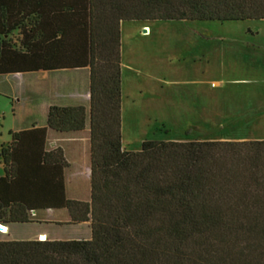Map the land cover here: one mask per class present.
Segmentation results:
<instances>
[{"label":"trees","instance_id":"16d2710c","mask_svg":"<svg viewBox=\"0 0 264 264\" xmlns=\"http://www.w3.org/2000/svg\"><path fill=\"white\" fill-rule=\"evenodd\" d=\"M264 20V0H0V74L88 67L89 198L66 200L45 128L0 146V223L65 209L87 240L0 241V264H264V140H143L120 147L119 22ZM82 106L45 125L77 132Z\"/></svg>","mask_w":264,"mask_h":264},{"label":"rangeland","instance_id":"374dc122","mask_svg":"<svg viewBox=\"0 0 264 264\" xmlns=\"http://www.w3.org/2000/svg\"><path fill=\"white\" fill-rule=\"evenodd\" d=\"M133 25L120 30L122 147L136 151L143 140H264V20ZM0 39L19 48L17 30ZM19 84L17 76L0 77V143L24 123L12 118L17 105L10 107L23 92Z\"/></svg>","mask_w":264,"mask_h":264},{"label":"crops","instance_id":"0c3cea01","mask_svg":"<svg viewBox=\"0 0 264 264\" xmlns=\"http://www.w3.org/2000/svg\"><path fill=\"white\" fill-rule=\"evenodd\" d=\"M125 23L133 26L148 25L151 22H119V137L122 147V69L120 64V30ZM149 27V26H148ZM147 27V28H148ZM134 28V27H133ZM146 28V27H144ZM146 28V29H147ZM148 30V29H147ZM149 31V30H148ZM17 76L19 85H23L16 101L11 99V111L17 105L16 115L20 126L6 131L5 139L0 143L9 142L8 132L25 131L34 128H45L43 150L48 152L55 148L61 150L65 167L62 169L63 194L66 200L87 202L89 198V70L88 67L60 68L49 70H32L17 73L0 74L8 78ZM194 84H196L194 82ZM14 97V96H12ZM134 100L131 99L130 105ZM51 105L82 106L85 112L82 130L77 132L58 133L45 125L46 111ZM13 113V112H12ZM128 151V150H126ZM130 151V150H129ZM3 175L0 163V177ZM27 223H0V241L36 240L37 236H44L47 241L54 240H87L89 239L88 222L77 224L68 223L65 209H44L31 211ZM59 225L68 227L60 231ZM65 227V228H66ZM71 228V229H70ZM26 233V234H25ZM26 235V236H20ZM75 235V236H74ZM77 237H81L79 239ZM44 240V239H43Z\"/></svg>","mask_w":264,"mask_h":264},{"label":"bare ground","instance_id":"6f19581e","mask_svg":"<svg viewBox=\"0 0 264 264\" xmlns=\"http://www.w3.org/2000/svg\"><path fill=\"white\" fill-rule=\"evenodd\" d=\"M144 32H142L143 34H148V30H143Z\"/></svg>","mask_w":264,"mask_h":264},{"label":"built area","instance_id":"2783aa9c","mask_svg":"<svg viewBox=\"0 0 264 264\" xmlns=\"http://www.w3.org/2000/svg\"><path fill=\"white\" fill-rule=\"evenodd\" d=\"M40 239H41V237H40V236H38L36 240H39V241H40Z\"/></svg>","mask_w":264,"mask_h":264},{"label":"water","instance_id":"95a60500","mask_svg":"<svg viewBox=\"0 0 264 264\" xmlns=\"http://www.w3.org/2000/svg\"><path fill=\"white\" fill-rule=\"evenodd\" d=\"M142 32H144V31H142Z\"/></svg>","mask_w":264,"mask_h":264}]
</instances>
